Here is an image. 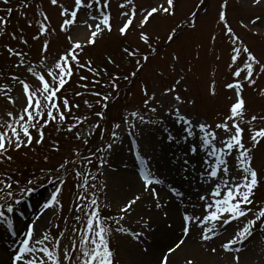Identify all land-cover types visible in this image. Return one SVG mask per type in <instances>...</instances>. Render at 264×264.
Segmentation results:
<instances>
[{"label": "rangeland", "instance_id": "rangeland-1", "mask_svg": "<svg viewBox=\"0 0 264 264\" xmlns=\"http://www.w3.org/2000/svg\"><path fill=\"white\" fill-rule=\"evenodd\" d=\"M61 2L62 0H58L57 5H53L51 0H9L5 4L4 0H0V18L7 21L6 24L0 23V125L12 123L8 113L18 116L25 106L23 87L13 77L25 80L35 87L36 81L28 68L35 67L38 72L46 74L75 42L83 45L82 50H77L80 62L87 64L91 61L92 66H96L94 70L104 76L94 75L87 68L75 69V74L59 95L61 99L67 97L71 105L79 107H73L65 121L57 120L44 128L42 144L35 143L39 134L32 130L35 137L33 144L18 151L10 150L8 155L12 160L0 162V180H7L10 176L11 179L7 182L12 183L15 199L22 200L20 205H15L13 200L5 203V200L0 199V204L5 208L9 203L13 204L15 211L8 215L19 233L16 237L9 236L6 234V226H0V264H10L12 252L18 248V241L23 238L26 226L36 221L41 213L43 217L37 222L36 237L42 238V234L47 231L50 239L45 241L44 246L61 255L68 251L73 257V264H80L77 257L83 259L80 237L84 234L88 218L85 212L90 213L96 207L91 205L89 197L93 188L101 197L97 206L105 211L102 214L105 220L101 219L111 229L110 247L115 253V263L143 264L144 256L152 255V248H156L155 257L147 264H159L167 249L181 238V217L185 212L190 215L201 214L204 202L199 197L208 195L210 188L218 182H205L201 176V173L207 174L204 153H201L204 149L198 147L195 155L189 151L190 144L199 143V133L195 141L168 140L169 134L177 137L181 135V125L175 122L174 116L168 115L169 107L175 103L173 97L179 94L185 101L179 105L184 115L199 123H206L204 120L209 119L212 121H208L209 125L215 129L216 124L222 123L230 115V108L237 100L236 90L229 89L227 85L239 79L243 85L241 94L246 107L238 122L245 130V147L252 148L253 132L264 128V120L260 119L264 117V74H259V68H256L255 85L244 79L246 70L236 78L234 72L244 65L247 54L242 51L234 65L231 58L233 47L246 46L264 63V0L259 4L253 0H204L203 4L201 0H174V7L169 12L158 10L148 18L143 27L141 20L146 11L167 8V0H131L130 4L128 0H107L106 8L103 7L105 0H100L99 6L103 7V13L110 15L111 31L102 25L104 30L95 37L94 43L89 41L95 25L102 19V11H97L94 6V10L82 9L77 15L76 23L67 30H61L65 19L61 15L62 6L72 9L75 0H64L63 4ZM92 2L93 0H86V3ZM121 5L125 7L122 8ZM9 8L12 9L11 13L7 11ZM133 8L136 12L133 23L127 33L121 35L120 28L127 22L123 13H131ZM221 12L225 14L224 21L220 20ZM193 13L196 15L193 16ZM93 16L97 19H91ZM254 20L257 21L256 24L252 23ZM42 24L47 27L43 34ZM88 24L93 25L92 29L88 28ZM228 27L232 29L231 36L227 31ZM174 30L175 36L169 40ZM141 33L150 37L149 44L141 40ZM234 37L239 38L235 44ZM45 43L48 45L47 53L43 51ZM125 48L132 52L138 50V55H128ZM9 49L13 51L9 52ZM152 49L156 51L153 52ZM144 55L149 56L146 62L142 59ZM45 56L46 62L42 63ZM138 60L141 61L140 65L137 64ZM134 72L136 75H133ZM81 76L87 77V80H81ZM114 76L119 77L116 93L109 86L111 77ZM176 80H181L177 91L166 95V90L175 86ZM93 81L99 83L94 84ZM213 85L215 95L212 94ZM145 87L148 97L153 94L156 97L148 106L144 104L145 99H148L144 94ZM93 92L110 96L107 108L102 106L104 102L93 95ZM11 100H15V103ZM152 107H156L157 112H151ZM99 112L104 113L103 118L97 115ZM133 112L143 116L144 121L133 117ZM253 116L258 119L252 121ZM76 117L87 119L68 131L70 125L76 124ZM117 123L121 125L119 129L114 128ZM231 123L229 121L230 125ZM4 130L0 127V131ZM215 130L219 138L216 146L221 147L220 141L226 138V133L223 129ZM113 131L117 133L116 137L113 136ZM109 144H112L111 149L108 148ZM133 146L141 157L149 161L148 167L154 176L162 181L153 185L157 195L150 194L143 187L130 150ZM236 155L238 153L234 150L227 157L230 173L228 179L242 175L237 171ZM251 155L252 167L258 170L260 180L256 189L259 202L257 199L252 206L258 210L264 207V139L256 145ZM101 159L104 160L103 166ZM185 159L189 161L187 165L184 164ZM65 160L75 163H69L67 169L62 170L60 165ZM142 165L144 168L145 165ZM45 169H51V173ZM123 170L134 171L138 181L137 195L141 197L127 213L121 209L137 196L135 189L131 187V190L130 185L112 178L113 174ZM46 172L47 176L41 179ZM77 172L80 173L79 176L76 175ZM30 173L34 175L30 177ZM52 176H59L64 183L58 198L59 204L45 210L42 205L49 199L54 188L60 186L48 183ZM30 179L37 183L28 185ZM16 181H19V185ZM96 185L100 186L99 189ZM173 186L183 195L171 194ZM23 187H34L36 191L30 196L22 197L20 189ZM0 188L4 189L0 196H4L8 189L2 184ZM254 198L256 200L255 196ZM157 203L160 207H156ZM78 204L83 205L84 212L76 210ZM172 213L177 214V225L174 224ZM77 216L80 220L76 219ZM121 216L124 217L123 220H120ZM247 219H250L249 216L242 218L241 227ZM236 226V221L225 225L220 235L209 241L201 240L200 231L195 228L185 244L174 253L179 255L183 252L181 249L185 246L187 248L192 238L201 241L206 254L213 257V264H235L236 256L240 258L239 264H264V237L258 234L253 235L256 239L250 236L243 244L234 245L233 249L239 248V252L223 250L221 245L232 238ZM119 228L125 231H118ZM169 230L175 232L171 240L165 243L164 231ZM137 233L140 234L139 239L135 236ZM57 240L60 241L59 247L54 248ZM8 245L13 250H8ZM88 247L91 248L92 245L89 244ZM212 248L216 251L212 252ZM36 255L46 259L42 253ZM188 257L186 254L179 255L176 263L185 264L190 259ZM191 260L194 264H203L195 259Z\"/></svg>", "mask_w": 264, "mask_h": 264}, {"label": "snow or ice", "instance_id": "snow-or-ice-1", "mask_svg": "<svg viewBox=\"0 0 264 264\" xmlns=\"http://www.w3.org/2000/svg\"><path fill=\"white\" fill-rule=\"evenodd\" d=\"M128 2L130 4L131 0H128ZM203 2L204 0H201L202 4ZM253 2L259 4L261 0H253ZM4 3L8 4L9 0H4ZM51 3L53 5H57L58 0H51ZM95 3L99 4L100 0H95ZM167 3V8H153L150 11H146L144 18L141 20V27H143V25L148 22V18L158 10H162L167 13L169 12V9L174 7V0H167ZM85 7L91 8L92 4L86 3V0H75V5L72 9L62 6L61 15L64 16L65 19L61 25V30H67L69 26L75 24L79 11ZM103 7H108L107 0H105ZM121 7L123 8L125 5H121ZM7 11L11 13L12 9L9 8ZM123 15L127 17V22L124 23L120 28L121 35H125L133 23V19L136 15L135 9L133 8L131 13L125 12ZM195 15L196 13H193V16ZM47 19V16H45V20ZM91 19L95 20L97 18L93 16ZM220 20H225V14L223 12L220 14ZM0 23L6 24L7 21L3 20V18H0ZM252 23L256 24L257 21L254 20ZM102 25L106 26L108 31H111L109 14L102 12V19L95 25V30L91 33L92 38L90 39L89 43H94L95 37L104 30ZM87 26L89 29H92L93 27L91 24H88ZM45 31H47V27L42 24L41 34H43ZM227 31L231 36L232 29L228 27ZM174 36L175 30L169 36V40L173 39ZM37 38L38 37H34V39ZM140 38L145 44H149L150 37L147 34L141 33ZM69 39H71V37ZM238 39V37H234L233 43L235 44L236 40ZM47 48L48 45L45 43L43 49L45 53H47ZM82 48L83 45L80 43H73L72 47L66 50L65 53L59 57L54 67L48 69L46 74L38 72L35 67H29L28 71L36 81L35 87L25 80H20L18 77H13V80L18 81V83L23 87L25 106L22 109V113L18 116L11 112L8 113L12 123L0 125V127L5 129L4 131H0V162H3L5 159L8 161L12 160V157L8 155L10 150L14 149L18 151L22 147L31 146L35 139L32 134V130H35L39 134V139H35V143L42 144L45 135L44 128L57 120L60 122L65 121L67 116L71 114L72 108L79 107V105H71L67 97H63L61 99L59 94L75 74V69L87 68V70L93 72L94 75H99V72H96L92 67L91 61H89L87 64H82L80 62L78 58L79 53L77 50H82ZM12 51V49H9V52ZM124 51L128 55H138V50L136 52H132L128 48H125ZM152 51L154 52L156 49H152ZM232 51V65L236 64L237 60L241 56L242 51L243 53L247 54V59L244 65L234 72V77L239 78L241 73L245 72L246 70L244 79L250 84L255 85L256 79L254 78V75H257L256 68H259V74H264V63L257 59V57L246 46L243 48L233 47ZM16 55L21 54L16 53ZM142 59L144 62H146L149 60V56L144 55ZM43 62H46V56L42 63ZM110 62L113 61L110 59ZM137 64L140 65L141 61L138 60ZM232 65H230V67ZM133 75H136V73L134 72ZM125 79H127V77H125ZM81 80H87V77L81 76ZM118 80V76L111 77V84L109 86L113 89H118ZM93 83H99V81H93ZM180 84L181 80H176L175 86L168 88L165 94L167 95L176 92L177 86ZM83 87L86 88L87 85H83ZM227 87L229 89L236 90L238 99L237 102L231 106L230 115L222 123L215 125V129H223L224 133H226V138L220 141L222 145L221 147L216 146V141H218L219 138L217 136L216 130L213 129L211 125L194 122L191 118L182 113L179 105L183 104L185 101L182 100L179 94L173 97L175 103L169 107L168 115L174 116L175 122L181 125V135L180 137H177L176 135L169 134L168 140L170 142H179L180 140H183L184 142L189 140L195 141L199 133V143L190 144L189 151L195 155L198 151V147L206 150V155L210 158L204 161L206 165L205 172L207 175L205 176L204 173H201V176L205 182L211 183L215 180H218V182L215 183L214 187L210 188L208 195H201L199 197V199L204 202L203 212L201 214L197 215L193 213L190 215L185 212L182 217L181 238H178V240L167 249V251L162 255L159 264H170V255L185 244V241L189 237L193 227L199 229L201 240L209 241L215 236L220 235L221 229H223L225 225L232 224L233 221H236L237 226L234 235L227 242L223 243L221 247L226 252H231L233 250L239 252L240 249H233V246L236 244H243L244 241H246L252 235L257 221H260L262 218H264V207H260L255 212H253L252 208L247 207L248 205H252L254 203L253 197L255 190L260 183L258 172L254 167H252L253 156L251 153L256 145L260 143L261 139H264V128H260L259 130L253 132L251 136V140L253 142L252 148L245 147V144L243 143V133L245 130L238 122V118L242 119L245 110V101L240 96L243 85L239 79H237L234 83L228 84ZM92 94L101 98V101L104 102L102 105L104 108L108 107L107 102L110 99L109 95H102L99 92H93ZM144 94L146 97H148V91L146 87L144 89ZM212 94L215 95L214 85L212 87ZM77 95H81V93H77ZM9 99L11 98L9 97ZM155 100L156 97L155 94H153L152 96L148 97V99H145L144 104L145 106H148L150 101ZM11 102L14 104L15 100H11ZM61 103L63 107H61ZM85 103L87 104L88 102L85 101ZM150 111L155 113L157 112V108L152 107ZM97 115L101 118L104 117L103 112H99ZM131 115L133 117H138L142 122L144 121L143 116H140L138 112H133ZM75 119L76 124L70 125L68 131H72V129L78 124L83 123L87 117H76ZM257 119V116L252 117V121ZM260 119L264 120V117H260ZM229 121L232 122L231 125L229 124ZM96 127H99V125ZM120 127L121 125L119 123L114 125L115 129H119ZM113 136H117L115 131H113ZM77 138H79V134H77ZM108 148L111 149L112 144H109ZM56 150H58V148ZM234 150L238 153V155L235 157L237 161V171L242 173V175L239 178L236 176H231V179H228L227 177L230 175V173L227 157L231 156ZM137 159H139L141 163L145 165V167L139 173L145 191H148L152 195H157L153 185L160 184L162 181L154 176L150 167H148L149 161L141 157L140 153H137ZM69 163L75 162L65 160L64 163L60 165V169L66 170ZM88 163H91L90 159L88 160ZM188 163L189 161L185 159L184 164L187 165ZM103 164L104 160L101 159V166H103ZM57 171H59V169ZM76 175L79 176L80 173L77 172ZM222 176L224 178H221ZM10 179V176L7 177V180ZM7 180H0V184L4 185V188L8 189L4 196H0V199L5 200L6 203L8 200H13L15 205H20L22 200L15 199V193L12 191V183L7 182ZM86 182L87 181L85 180V183ZM36 183V180L31 179L27 182L28 185H34ZM48 183L54 185L58 184L60 186L54 188L49 199L42 205L45 210L59 204L58 198L61 194V187L64 181L61 180L59 176H52L48 180ZM16 184L19 185V181H16ZM93 187H95V185H93ZM2 191H4V189L0 188V192ZM35 191L36 189L34 187H23L20 189L22 197L24 195L30 196ZM171 191L177 196L183 195V193L179 192L174 186L171 188ZM80 199L85 198L80 197ZM140 199L141 197L139 195L135 196L127 202L121 211L127 213L131 210L132 205ZM90 203L96 207L95 210L91 211L90 213L85 212V215L88 218L86 227L84 229V234L80 237V246L82 249L83 259H80V257H77V259L80 260V264H115V253L110 247L109 233L111 232V229L110 227L105 226L103 220L101 219L100 211L97 206V200L92 199ZM156 207H160V204L157 203ZM76 210L78 212H84L83 205L78 204ZM14 211L15 208L11 203H9L6 208L3 204H0V226H6V230L10 231L12 236H17L19 233H17V231L14 229V221L8 215L14 213ZM249 213H252L254 218L247 219L246 223H243V226L241 227V218L248 217ZM42 217L43 213L36 217V221L28 223L26 229L22 233L23 238L18 241L19 247L12 252L10 264H49V262L50 264H65V262H67V264H73V257L68 251H64L61 255L59 252L44 246L45 241L50 239L49 233L47 231L42 234V238L36 237L37 222L42 219ZM76 219L80 220V217L77 216ZM123 219L124 217L121 216L120 220ZM117 223H119V221H117ZM118 231L123 232L125 229L119 228ZM61 235H63V233H61ZM135 236L137 239H139L140 234L137 233ZM59 244L60 241L57 240L54 248H58ZM89 244L92 245L91 248L88 247ZM37 245L42 246L37 247ZM75 249L76 244L74 242L73 250ZM211 251L215 252L216 249L212 248ZM37 253H42L46 259L37 256ZM239 259V256L234 257L235 264H239ZM185 264H194V262L191 259H188L186 260Z\"/></svg>", "mask_w": 264, "mask_h": 264}, {"label": "bare ground", "instance_id": "bare-ground-1", "mask_svg": "<svg viewBox=\"0 0 264 264\" xmlns=\"http://www.w3.org/2000/svg\"><path fill=\"white\" fill-rule=\"evenodd\" d=\"M112 178L119 180V182H121V183L124 182V183L130 185V188L132 187L135 189V195L138 194V189H137L138 181H137L136 177L134 176L133 172L123 170V171H120L119 173L113 174ZM132 188H131V190H133ZM176 216H177L176 213H172V217H173L175 225L178 224V219L176 218ZM174 232H175V230L164 231V240H166L165 243H167L169 240H171ZM162 244H164V242H162ZM181 250L183 252L179 253L180 256L186 254L187 256H189L188 258L195 259L197 262H200L203 264H213V263H211L212 261H214L213 257L206 254L205 250L201 246V243L195 239L190 238V244L188 245V247L186 248V246H185ZM151 252H152L151 253L152 255L144 256L143 261H142L143 264L150 263V261L155 257V254L157 252L156 248H154V249L152 248ZM176 254L177 253H174L173 254L174 256H171L170 264H177L176 263L177 257L179 255L178 254L176 255Z\"/></svg>", "mask_w": 264, "mask_h": 264}]
</instances>
